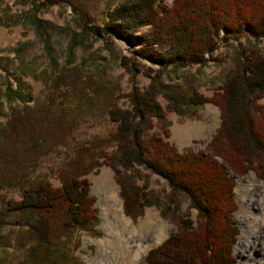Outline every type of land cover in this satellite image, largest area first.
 <instances>
[{
    "label": "rangeland",
    "instance_id": "rangeland-1",
    "mask_svg": "<svg viewBox=\"0 0 264 264\" xmlns=\"http://www.w3.org/2000/svg\"><path fill=\"white\" fill-rule=\"evenodd\" d=\"M123 1L63 0L46 5L45 0H0V264H119L123 259L126 264L136 243H143V249L133 264H144L147 250L172 235L182 219L193 226L197 222L187 197L172 191L165 179L142 164L124 167L116 161V124L109 120L108 109L128 108L127 95L133 88L143 91L149 84L145 68L158 70L155 98L164 122L151 119L148 134L167 140L179 153L205 154L219 123V109L211 102L192 105L188 98L193 92L211 96L239 58L264 51V36L218 41L204 64L173 67L167 64L164 44L153 43L136 53L140 44L133 36L123 41L115 29L104 37L82 29L83 14L98 30ZM157 1L166 7L171 0ZM146 30L141 27L138 33ZM156 55L164 68L154 62ZM257 104L260 108L254 113L264 116V94ZM81 163L89 168L84 173L77 167ZM112 167L150 203L134 219L123 212ZM80 172L89 182L96 223L88 229L61 226L64 207L58 203L41 214L47 223L38 225L49 247L31 251V218L4 215V207L17 201L26 185L46 181L58 187L61 178ZM228 175L235 205L230 220L237 230L231 246L235 264H264V180L253 169L243 174L228 169Z\"/></svg>",
    "mask_w": 264,
    "mask_h": 264
},
{
    "label": "trees",
    "instance_id": "trees-1",
    "mask_svg": "<svg viewBox=\"0 0 264 264\" xmlns=\"http://www.w3.org/2000/svg\"><path fill=\"white\" fill-rule=\"evenodd\" d=\"M58 1L63 0H45V4ZM82 21L83 30L102 37L112 35L113 29L120 40L127 41L133 36L140 44L136 53H143L153 43L164 44L167 64L173 67L202 65L211 58L218 41L241 35L252 39L264 36V0H171L166 7L156 0H125L107 14L98 30L88 25L84 14ZM145 26L146 32L139 34V29ZM153 60L159 68L166 66L157 55ZM125 61L123 57V64ZM145 69L149 77L147 88L143 91L133 88L127 95L128 108L111 106L107 112L109 120L116 124L113 133L116 161L124 167L142 164L165 179L172 191L187 197L196 211L197 222L193 226L189 219H182L172 235L147 250L143 263L235 264L231 246L237 230L230 220L235 205L228 169L239 174L253 169L264 180V116L254 113L259 110L257 101L264 94V51L239 58L211 96L193 92L188 98L192 105L211 102L219 109V123L205 154L189 150L179 153L167 140L155 133L148 134L151 119L164 122V114L155 98L159 93L158 70ZM6 90L10 93V86ZM162 134L167 136L165 127ZM258 156L261 163L255 160ZM77 167L83 173L89 169L82 163ZM112 168L123 212L134 219L150 203L141 189ZM81 173L61 178L58 187L46 181L26 185L17 201L4 207V215L17 213L31 218L33 225L28 229L34 239L31 251L45 252L42 248L49 247L46 233L40 229L47 223L41 214L50 213L58 203L64 207L61 226L70 230L88 229L96 223L94 198L89 194L88 180Z\"/></svg>",
    "mask_w": 264,
    "mask_h": 264
},
{
    "label": "bare ground",
    "instance_id": "bare-ground-1",
    "mask_svg": "<svg viewBox=\"0 0 264 264\" xmlns=\"http://www.w3.org/2000/svg\"><path fill=\"white\" fill-rule=\"evenodd\" d=\"M126 222V221H125ZM120 223V226L124 225L123 222H119ZM126 228V227H125ZM134 232V231H133ZM131 235V234H130ZM160 236V235H159ZM157 236V238L159 237ZM143 243L137 245V243L134 245V250L131 252V255L130 257L128 258V261L126 264H133V257H139V252L143 249ZM247 246L249 247H255V243H248ZM243 247L242 250L245 251V248L247 247ZM118 264V263H116ZM119 264H125V259H123Z\"/></svg>",
    "mask_w": 264,
    "mask_h": 264
}]
</instances>
